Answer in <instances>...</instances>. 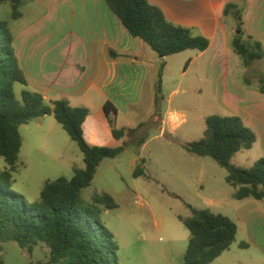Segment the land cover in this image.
<instances>
[{
	"label": "rangeland",
	"instance_id": "obj_1",
	"mask_svg": "<svg viewBox=\"0 0 264 264\" xmlns=\"http://www.w3.org/2000/svg\"><path fill=\"white\" fill-rule=\"evenodd\" d=\"M17 11L21 17L14 19L10 4L0 7V20L16 34L43 17L47 7L39 0H23ZM196 54L189 50L167 57L160 92L156 85L159 69L150 76L140 107L115 120L118 129L133 130L119 144L125 150L115 159H105L92 184L83 190L89 202L103 192L114 198L117 208L101 206L102 220L114 234L121 264H183L190 233L180 217L191 215L187 205L228 216L239 226L230 250L212 264H264V219L253 229L239 221L238 207L244 203L233 197L234 189L226 182L227 170L183 147L203 137L208 116L226 115L204 84L201 61L183 74ZM256 68L258 73L263 71L264 63L257 61ZM24 89L15 84L18 99ZM20 134L22 148L12 190L27 205L39 199L47 181L70 180L74 167L84 168L78 144L54 117L34 119L20 127ZM142 138L145 142L138 146ZM263 157L259 140L251 150L236 154L232 162L249 169ZM140 166L145 175L136 178L134 172ZM6 168L0 157V172ZM260 203L264 206V200ZM47 252L46 246L38 245L29 253L14 241H0L4 264H40L47 261Z\"/></svg>",
	"mask_w": 264,
	"mask_h": 264
},
{
	"label": "trees",
	"instance_id": "obj_2",
	"mask_svg": "<svg viewBox=\"0 0 264 264\" xmlns=\"http://www.w3.org/2000/svg\"><path fill=\"white\" fill-rule=\"evenodd\" d=\"M134 39H141L161 58L189 50L203 52L209 39L194 28L168 20L163 11L148 0H104ZM10 4L13 18L19 19L20 5L0 0V7ZM223 15L234 21L235 32L231 48L244 68L264 59L262 44L243 29L244 9L235 3L226 5ZM165 63L158 70L157 91H161ZM26 89L18 99L15 84ZM259 91L264 93V77L258 79ZM28 80L20 66L14 47V37L8 23L0 20V157L7 168L0 172V241H14L29 253L38 245L48 248L47 261L40 264H121L119 246L114 234L102 220V208H117L114 198L97 193L89 202L83 196L105 159H115L124 146L98 147L90 145L83 124L90 114L85 107H73L65 99L47 101L40 93L27 89ZM105 114L116 140H122L132 129L115 126L118 110L110 102L104 106ZM52 116L62 125L83 156L84 168L74 167L72 179L47 181L39 199L27 205L24 197L12 190L13 172L18 169L22 148L20 127L34 119ZM202 138L184 144L191 155L208 157L227 170L226 182L235 193L236 200H264V157L252 167L244 169L232 162L236 154L249 151L257 142V135L243 119L234 115H210L205 120ZM145 139L138 141L143 145ZM145 175L137 167L134 177ZM189 217H180L188 229L189 243L183 264H212L236 241L238 225L230 217L210 209H195ZM245 247V245H241ZM0 264L4 260L0 257Z\"/></svg>",
	"mask_w": 264,
	"mask_h": 264
},
{
	"label": "crops",
	"instance_id": "obj_3",
	"mask_svg": "<svg viewBox=\"0 0 264 264\" xmlns=\"http://www.w3.org/2000/svg\"><path fill=\"white\" fill-rule=\"evenodd\" d=\"M148 1L171 22L194 28L209 39L207 50H192L197 54L183 74L201 61L203 81L215 104L226 115L241 117L264 149V93L257 79L264 77V69L258 73L256 62L242 67L230 45L234 21L223 15L229 3L242 6L244 31L264 48V0ZM39 2L47 7L43 17L17 34L10 28L27 89L47 101L65 99L73 107L88 108L90 114L83 124L86 141L98 147L120 146L125 138H114L105 104L110 102L118 110L116 120L132 115L144 99L150 76L162 62L167 66V57L152 54L141 39L132 38L104 0ZM238 201L244 203L238 207L239 221L253 229L264 219L263 200Z\"/></svg>",
	"mask_w": 264,
	"mask_h": 264
},
{
	"label": "water",
	"instance_id": "obj_4",
	"mask_svg": "<svg viewBox=\"0 0 264 264\" xmlns=\"http://www.w3.org/2000/svg\"><path fill=\"white\" fill-rule=\"evenodd\" d=\"M23 0H10V3L13 5H20Z\"/></svg>",
	"mask_w": 264,
	"mask_h": 264
}]
</instances>
